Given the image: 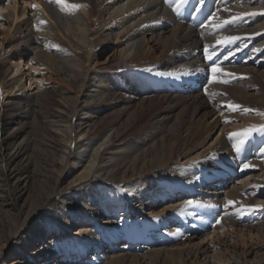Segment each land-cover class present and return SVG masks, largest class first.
I'll use <instances>...</instances> for the list:
<instances>
[{
    "label": "bare ground",
    "instance_id": "bare-ground-1",
    "mask_svg": "<svg viewBox=\"0 0 264 264\" xmlns=\"http://www.w3.org/2000/svg\"><path fill=\"white\" fill-rule=\"evenodd\" d=\"M73 1L83 5L80 8L90 24L96 22L93 16L99 14L97 6L105 2ZM201 1L192 28L187 27L191 23L190 5L180 13L171 15L166 10L160 18L152 19L162 23L164 28V24H173L183 17L184 24H175L169 30L171 36L165 44L147 50L146 38H141V33L153 28L139 25L129 30L126 36L131 40L132 54L129 59L117 60L113 66L105 64L106 60H94V65L90 66L91 57L73 43L84 60V74L74 73L68 78L71 91H57L44 71L52 65L44 53L47 46L62 41L55 36L38 34L36 27V21L49 18L50 5L45 0H0V133L4 128L13 130V137L19 138L26 130V113L40 109L39 114H45L51 121L82 126L80 135L85 134L93 144H100V155L106 154L102 153L106 148L110 150L106 157H98L101 166L97 171L103 183L109 180L125 183L126 189L128 182L143 178L150 170L155 174L150 184L139 186L133 195L122 192L95 202H90L87 195L79 200L71 197L70 201L79 203L81 200L92 215H103L100 223L108 226L93 227L88 232H84L88 228H81V237L84 233L88 238L83 236L80 242L73 240L71 248H68L71 237L64 236L56 242L61 237L54 235L53 239L43 241L40 246L46 250L43 264L51 254L58 255L56 264H101L104 261L107 262L103 264H121L127 256L132 264H138L141 257L136 251L144 248L136 244L141 240L153 245L144 252L151 261L164 255L168 259L165 264H186L192 256L190 241L195 236L205 239L237 235L242 240L264 237V133L249 136L239 152L234 147L238 138L229 135L253 125H264L263 0H248L260 7L251 12L242 6L244 0ZM158 2L153 0L141 6L130 4L128 14L151 11ZM115 3L111 0L106 5ZM33 5L38 7L33 8ZM251 13L255 15H246ZM123 18L126 20L127 16ZM225 20L232 22L224 24ZM74 34L85 37L83 32ZM226 36L239 39L231 44L217 43ZM66 41L70 42L67 38ZM214 67L222 71L213 73ZM223 79L230 82H216ZM160 88L164 89L163 93ZM250 90L253 93H249ZM157 103L160 104L157 109H150ZM229 105L239 107L233 110ZM91 110L96 111L95 115L80 116ZM121 113L126 114L120 117ZM209 114H215L210 123ZM43 119L41 117L42 130L54 140L50 146L53 154L44 159L43 185L31 199L30 210L46 203L56 192L61 169L68 159L61 150L65 144L54 138L60 135H49ZM203 124L206 131L201 133ZM108 127L113 129L112 134L102 142L103 129ZM1 139L7 140L3 136ZM26 139L17 142V148L22 147ZM94 162L84 168L83 164H72L61 192L69 194L74 186L89 181ZM246 164L250 167H245ZM245 172L250 174H245L244 179L251 177V183L246 179L229 183V179ZM157 174L162 178H156ZM106 187L103 186V190ZM180 194L189 199H177L178 203L175 201L170 211L164 210L151 219L133 216L135 210L144 213L145 207H155L163 200L174 201ZM131 197H134L133 204L129 202ZM119 209L126 210L129 218L117 217ZM87 215L85 212L66 213L64 220L68 230L71 223L91 222ZM41 229V239H45L48 229ZM120 237L125 238L124 246L119 248L125 251L121 252L113 250L114 242ZM32 238L29 236L25 241L29 246ZM103 245L104 249L98 251ZM196 246L199 248L201 244ZM88 249L94 255L85 257V261L83 257ZM97 251L102 253H95ZM30 263L33 264V260ZM233 264H264V247L249 249Z\"/></svg>",
    "mask_w": 264,
    "mask_h": 264
},
{
    "label": "rangeland",
    "instance_id": "rangeland-1",
    "mask_svg": "<svg viewBox=\"0 0 264 264\" xmlns=\"http://www.w3.org/2000/svg\"><path fill=\"white\" fill-rule=\"evenodd\" d=\"M45 1L48 6L50 5V8H52H48L49 18H42L36 21V27L38 34L46 37L55 36L62 41L61 44L47 46L44 53L45 59L50 58L52 61V65L44 69V71L49 77V83L54 85L57 91H71L72 88L69 86L68 78L74 73L84 74V60L80 55V51L84 55L88 54L91 57L93 62L90 63V66L94 65V60H98L99 62L106 60L105 64L107 62V64L113 66L117 60L129 59L132 54V48L130 47L131 40L126 36L129 30L139 25L152 27L153 29L151 31L144 34L141 33V38H146V49H152L153 47L167 42L171 36L169 30L173 29L175 24H184L183 17H180L174 20L173 24H166V26L164 24V30L163 24L152 20L153 18H160L162 13L166 10V12L171 15L180 13L185 10L186 6L190 5L192 7L191 14H189L191 23H189L187 27L192 28V22H194L195 15L203 2L201 0H186V2L181 3V0H159V4L156 8H153V10L138 15L135 13L130 15L128 14V5L137 4V6H141L147 3L150 4L153 0H115L116 3L114 5H111L112 3L106 5V2H111V0H105L104 4L96 8L99 10V14L93 16L96 22L90 24V20L82 13L81 8L73 10L65 7V10H61L62 5H78L73 0H59V3H57V0ZM242 6L245 11L248 12L260 9L256 3H252L248 0H244ZM125 16H127L126 20L123 18ZM76 31L85 33V37L81 38L77 34H74ZM66 38L70 41L69 43H67ZM73 43H77L78 46L82 47L80 51L72 45ZM163 90L164 89L160 88V93H163ZM249 93H253V91L250 90ZM56 99L58 100L59 98L56 96ZM159 106L160 104L157 103L150 109L155 110ZM39 112L40 109H31L26 113L27 117L26 120H24L26 130L19 138L13 137V130L10 131L4 128L0 133V139L1 136L7 138L6 141L0 140V264H31L30 261L32 260L33 264H43L46 254L44 248L40 249L43 241L53 239L54 235L59 238L61 237L59 241H56V239V242H60L64 236L68 238L71 237L68 241V248H71L70 244L73 240L80 242L83 236L84 238H88L84 233L81 237V232H83L80 231L81 228H88L84 231L88 232L93 227L100 229L108 226L100 223V220L104 217L103 215H92L93 212L87 210L81 200L79 203L70 201L71 197H73V200H79L80 197L82 198L87 195L86 197L90 202H95L102 197L110 198L113 194L121 195L120 193L122 192H131V195H133L139 186L143 187L144 185L150 184V178L153 180L155 177V174L150 170L143 178L128 182V187L126 189L125 183H117L110 180L103 183L104 181L99 178L100 174L97 171L99 170V166H101V162H98V157H106L110 154V150L106 148L102 151L103 154H106L100 155V149L98 151L100 144H93V141L91 142L87 139L85 134L80 135L79 130L82 126L77 128L75 125H71L70 122H54L47 118L45 114L41 116ZM95 112L91 110L87 112V115L84 113L80 114V116L89 118L95 115ZM118 112L116 111L115 114L118 115ZM125 114L121 113L119 115L122 117ZM214 115L209 114V117H207L209 123L213 121ZM41 117L44 118L43 122L47 123L45 124L49 129V135L52 136L54 133L60 135L54 136V138L56 142L58 140L61 144H65L61 150L68 156V159L61 169V171H63L60 174V180L58 182L59 187L56 192L51 195L46 203L40 206H34V208L30 210L31 199L36 196L38 187L40 189L43 185L41 177L45 174L46 169L43 163L44 159L48 158V154H53V149L50 148V146L54 140H50L49 137L46 136L45 131L42 130ZM112 131L113 129L109 127L103 129L104 134L102 135L103 138H101V141L106 142L112 134ZM205 131L206 125L203 124L201 133ZM24 138H27L25 143L22 144V147L17 148V142ZM67 138H69L68 141ZM99 148H101V146ZM69 150L71 154H68ZM94 155L96 156L95 160L93 159ZM93 162L94 165L91 167L92 172L89 181L74 186L71 188L69 194L63 191L61 192V185L66 182L70 172L69 168L72 164L78 163L79 166L83 164L82 168H84L86 165ZM248 173L249 172L242 173L240 175L242 178L237 176L228 181L229 183H238L240 179L243 180L245 174ZM156 178L160 179L162 176L158 175ZM247 181L251 183L253 179L247 176L246 182ZM103 186L107 187L103 190ZM101 192L103 195H101ZM122 196V199L125 200V195ZM186 197L187 196L183 198V195L180 194L175 197L174 201H171L172 199L170 202L168 200L160 201L155 207H145L144 213H142L141 210H135L133 216H137L140 219L154 218L162 214L164 210L170 211L171 208L174 207V202L176 201L178 203L177 199H189ZM133 198L134 197L129 198L131 204L134 203ZM77 212H85L88 214L87 217L90 218L89 220L91 222L86 224L87 221L81 220L77 224L71 223L70 229L68 230V226L64 220L65 215L66 213L74 214ZM116 216L129 218L130 214H127L126 210L123 211L119 209L116 212ZM41 227H46L48 229V234L45 236V239H41ZM29 236L33 237V242L30 246L25 242L28 240ZM124 242V237L118 238V240L114 242L113 250H120V252L125 251V249H119L124 246ZM199 243L201 247L198 248L196 245ZM190 245L193 247V251H191L192 256L187 259L186 264H233L235 261L239 262L242 255H245L249 249H255L260 245L264 247V237L256 238L254 236L253 239L246 237L242 240V238L239 239L237 235L231 237L226 235L208 236L205 239H200L195 236L190 241ZM136 246H142L144 248L136 251L139 253L138 257H141V261L138 262V264H165L168 262L167 257L164 255L159 259L155 257L153 261L147 256L145 257L144 252L148 247L153 246L147 244V241L141 240ZM103 247L105 246L103 245L98 251L103 250ZM35 250L36 253L33 254ZM98 251L95 253H102ZM70 255L73 256V253L70 252ZM91 255H94V253L91 249H88L83 259L85 257L89 258ZM187 255L186 252L185 256L187 257ZM27 256L29 257L28 259L26 258ZM128 257L129 256H127L125 261L121 264H132L129 260L130 257ZM57 258L58 255L51 254L45 264H56ZM87 258H85V261ZM106 262L107 261H104L101 264Z\"/></svg>",
    "mask_w": 264,
    "mask_h": 264
},
{
    "label": "snow or ice",
    "instance_id": "snow-or-ice-1",
    "mask_svg": "<svg viewBox=\"0 0 264 264\" xmlns=\"http://www.w3.org/2000/svg\"><path fill=\"white\" fill-rule=\"evenodd\" d=\"M184 2H186V0H181V3H184ZM57 3H59V0H57ZM32 7L33 8H36L38 6L37 5H33ZM65 7L75 10V9L80 8V7H83V5H67V6L62 5L61 6V10L62 11L65 10ZM246 15H255V13L246 14ZM233 19H236V18H233ZM231 22L232 21L225 20L224 21V24H228V23H231ZM217 27H223V25H217ZM237 39H239V38L238 37L226 36V37H221V39L219 41H217V43L231 44V43H233ZM208 58L211 59L212 57L209 56ZM212 71H213V73H216V72L222 71V70L219 67H214L212 69ZM225 75L226 76H232L234 74H225ZM216 82L217 83L227 84L230 81L228 79H223V80H218ZM229 107H232L233 110H235L236 108L239 107V105H229ZM255 132L264 133V125H260V126L253 125L250 128L243 130L242 132H237V133H231V134H229L230 135V138H232V137L238 138V143L236 145H234V147L236 148V151L237 152H239L241 150V147L243 146V144L245 143V141L247 140V138L249 136H251L252 134H254ZM245 167H250V165H247L246 164ZM189 203H191V202H189ZM229 203L231 204V203H234V202L233 201H229Z\"/></svg>",
    "mask_w": 264,
    "mask_h": 264
}]
</instances>
